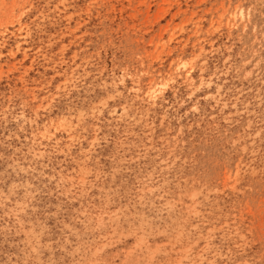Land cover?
I'll use <instances>...</instances> for the list:
<instances>
[{
	"label": "rangeland",
	"instance_id": "rangeland-1",
	"mask_svg": "<svg viewBox=\"0 0 264 264\" xmlns=\"http://www.w3.org/2000/svg\"><path fill=\"white\" fill-rule=\"evenodd\" d=\"M0 264H264V0H0Z\"/></svg>",
	"mask_w": 264,
	"mask_h": 264
}]
</instances>
